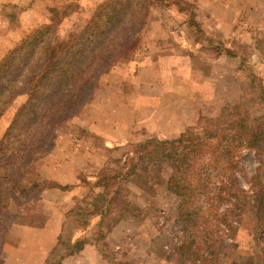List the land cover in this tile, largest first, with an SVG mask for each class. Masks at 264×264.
I'll return each instance as SVG.
<instances>
[{"label": "rangeland", "instance_id": "obj_1", "mask_svg": "<svg viewBox=\"0 0 264 264\" xmlns=\"http://www.w3.org/2000/svg\"><path fill=\"white\" fill-rule=\"evenodd\" d=\"M177 1L154 4L134 54L101 78L94 99L68 129L58 131L55 147L38 161L33 177L62 187L48 190L78 189L60 200L44 195L46 190L45 201L39 208L49 211L48 220L43 226L32 227L28 225L32 218L27 214L17 219L6 237L3 264H27L30 260L34 263L38 253L31 252L34 239L26 230L44 228L52 212L59 210L63 217L62 231L65 212L94 184L89 178L105 166L113 167L111 161L123 153H133L140 136L175 138L199 128L219 126L232 106L256 98L250 90V80L252 76L264 80V58L254 45L255 38H264V0ZM95 3V0H20L2 4L0 18L11 20L9 24L0 21V36L7 37L26 18L27 32L23 39L36 27L62 14L68 16L62 24L64 29L80 30L104 2ZM33 9L37 10L34 17L30 12ZM39 16L41 23L31 26L30 19L38 21ZM26 100L27 97L17 98L2 117L0 140ZM249 112L257 116L263 110ZM61 147L68 148L63 156L73 147L80 157L92 158L88 153L100 151L102 156L96 157L101 164L99 171L73 177L68 169L58 168L64 157L58 155L49 162L47 156ZM107 148H113L112 152ZM158 169L160 174L143 172L116 189L103 226L107 248L104 255L100 253L108 264H193L187 261L191 254L197 249L206 253L208 241L214 243L218 240L216 236L220 237L221 250L228 252L230 263L237 255L240 258L237 262H243V258L254 254L256 217L251 207L239 219L230 220L229 225L184 228L177 221V201L164 188L170 169L167 164ZM241 171L240 184L245 190L250 191L249 178L256 174L264 185V156L245 151ZM125 211L136 221L124 223L129 232L122 233L128 236L115 237L119 245L111 248L110 234Z\"/></svg>", "mask_w": 264, "mask_h": 264}, {"label": "trees", "instance_id": "obj_2", "mask_svg": "<svg viewBox=\"0 0 264 264\" xmlns=\"http://www.w3.org/2000/svg\"><path fill=\"white\" fill-rule=\"evenodd\" d=\"M173 1L178 2L107 0L77 31L62 27L67 14L56 15L50 23L33 29L0 61V121L17 98L27 97L0 140V264L6 237L17 219L27 214L32 218L29 226H43L50 215L39 208L45 201L43 193L62 188L33 177L38 161L53 150L58 131L68 129L94 99L101 78L134 54L154 4ZM254 41L264 58V38ZM250 90L256 98L232 106L219 126L175 138L142 135L133 153H123L111 161L113 167L105 166L89 178L94 184L65 212L61 234L46 264H63L88 247L98 248L104 255V220L116 189L143 172L160 174L162 164L170 169L165 192L177 201V221L184 228H217L239 219L249 207L255 211L253 255L243 262H237V255L230 263L216 236L214 243L208 241L206 253L197 249L187 261L264 264V185L258 174L249 178L250 191L240 184L243 153L264 156V80L252 76ZM255 109L263 112L253 116L249 110ZM14 207L19 210L15 212Z\"/></svg>", "mask_w": 264, "mask_h": 264}, {"label": "crops", "instance_id": "obj_3", "mask_svg": "<svg viewBox=\"0 0 264 264\" xmlns=\"http://www.w3.org/2000/svg\"><path fill=\"white\" fill-rule=\"evenodd\" d=\"M105 1L106 0H95L96 2L95 4H100ZM18 2H20V0L19 1L18 0H0V5L8 4V3H18ZM30 12L32 16L33 13L34 14L37 13V10L33 9ZM34 14H33V17H34ZM25 19L26 18L20 21L19 26L17 28L15 27L16 29L12 28V30L9 31L10 33L7 37L4 38L3 36H0V61L3 59V57L8 52V50H10L14 46L15 43L20 41L23 35L25 34V32H27L26 30L27 26H26ZM41 20H42L41 16H39L38 21L30 19L31 21L30 24L31 26H35L36 24L41 23ZM4 21L8 22V24L10 23V20L8 21L5 19ZM15 30H18L19 32H16V33L12 32ZM22 30L24 31V33L21 32ZM93 130L98 132V130L95 128ZM61 148H59L57 151L47 156V160L49 162L55 159L58 155H61L62 157H64V159L61 160V165H59L58 168L65 169V170L68 169L73 177H77L81 174L94 175L99 171L101 164H99L98 160L96 159V157L102 156L99 149H98L99 153H96L97 151L92 154L88 153L89 157L90 156L92 157V158H88V157H80L81 154H79L78 153L79 151H76L74 147L71 150L72 153L71 152L69 153V150H70L69 149L67 150L68 152L63 156V151L68 148L67 147L63 149ZM101 163L103 164V161ZM76 189L78 188H75V189H72L71 191H66V192H60L58 190H47L44 195L46 196L48 195L49 197L60 200V199L67 198L69 195H71V193L73 194V192ZM128 215L130 214L127 213V211L123 212V215H121L122 219L119 220V223H117L118 225H116V227H113V230L109 237V244L111 248H114L119 245L115 241V237L122 235L125 238L126 236H128L127 233L129 231L126 229V226L124 225V223L133 222V220L136 221V218L133 215L132 217ZM62 223H63V217H62L61 212L59 210H54L52 212V215L49 221L47 222L44 228L26 230L25 233L28 234L29 236L31 235L34 239V241L32 242L33 245H32L31 252L38 253L37 260H34V263H33V260H30V262L27 264H44L46 262V258L49 252L56 245L57 239L61 232ZM122 232H127V233L125 234ZM130 253H137V252H130ZM63 264H108V262L102 257V255L100 254L97 248L88 247L83 252H81L79 255L66 259Z\"/></svg>", "mask_w": 264, "mask_h": 264}]
</instances>
